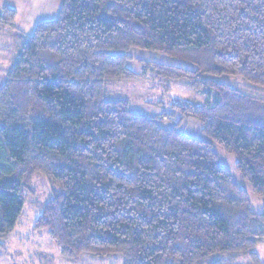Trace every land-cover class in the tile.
<instances>
[{
    "label": "trees",
    "instance_id": "trees-1",
    "mask_svg": "<svg viewBox=\"0 0 264 264\" xmlns=\"http://www.w3.org/2000/svg\"><path fill=\"white\" fill-rule=\"evenodd\" d=\"M1 10L0 26L15 28L17 13ZM17 34L19 55L0 86V248L41 174L54 191L33 229L69 261L262 264L264 100L215 78L264 88V0H60L52 21ZM131 49L189 66L140 63L142 77L186 80L203 94L201 105L171 108L206 141L105 97L110 82L136 77ZM214 144L235 157L262 213Z\"/></svg>",
    "mask_w": 264,
    "mask_h": 264
},
{
    "label": "rangeland",
    "instance_id": "rangeland-1",
    "mask_svg": "<svg viewBox=\"0 0 264 264\" xmlns=\"http://www.w3.org/2000/svg\"><path fill=\"white\" fill-rule=\"evenodd\" d=\"M48 10H29L28 14L24 13L25 15H23L22 13L18 15L21 19L23 16L28 19L31 17L32 22L36 24L43 19L49 20V17H40L43 12L48 15L56 13V8ZM57 14L58 11L56 16ZM17 24L18 20L16 17L15 28L0 26V86L3 84L5 76L19 55L22 45L17 35ZM30 33H32V30L25 31V34ZM128 56L130 57V61L127 67L135 73L136 77L119 82H110L105 88V97L110 100L126 99L134 110L149 117L167 115L160 121V126L168 128L178 124L187 136L206 141L207 139L200 132V125L195 120L185 119L180 121V114H177L171 108V104L175 100L191 101L201 105L204 103L203 94L193 91L186 80H162L153 77L151 74H146L142 77L143 71L140 63H157L186 69L189 66L178 60L176 61L156 52L153 53L145 50L131 49L128 52ZM215 79L220 83L227 84L232 89L238 90L243 95L264 100V88L254 86L240 77L222 76ZM212 146L222 165L228 168L232 178L247 193L248 199L252 204V211L257 214L262 213V200L254 196L250 185L240 178L236 172V168H234L235 157L225 153L216 144ZM31 188L32 193L24 205L23 213L17 221L16 227L7 239L1 241L4 248H0V264H123L120 255L101 258L84 254L80 259L73 261L63 258L59 253L57 245L49 239L47 232L43 230L38 232L33 229L34 220L38 218L42 206L50 199L54 188L51 187L45 176L41 174H37L32 179ZM255 251L263 264L264 243L262 246L256 248ZM237 264H252V262L249 258H242Z\"/></svg>",
    "mask_w": 264,
    "mask_h": 264
},
{
    "label": "crops",
    "instance_id": "crops-1",
    "mask_svg": "<svg viewBox=\"0 0 264 264\" xmlns=\"http://www.w3.org/2000/svg\"><path fill=\"white\" fill-rule=\"evenodd\" d=\"M6 6L13 9L17 13V20H18V24L16 25L18 29L17 32H21L24 35L30 36L31 33L25 34V31L32 30L33 32V29L38 22L34 24V22H32L31 20V17H29L28 19L27 17L23 16V18L21 19L18 14L20 15L22 13L23 15L28 14L29 10L44 9L46 11H49L48 9H51V8H56V13H57V11L59 12V9H60V0H0V13L2 11L1 9ZM56 13L55 14L51 13L50 15H48L43 12L41 14L42 16L40 17H43V18L49 17V20L43 19L40 21H52V19L56 17ZM18 38H19V35H18Z\"/></svg>",
    "mask_w": 264,
    "mask_h": 264
}]
</instances>
